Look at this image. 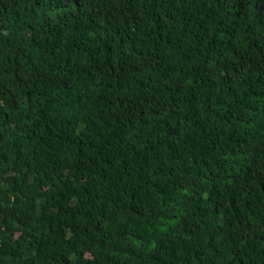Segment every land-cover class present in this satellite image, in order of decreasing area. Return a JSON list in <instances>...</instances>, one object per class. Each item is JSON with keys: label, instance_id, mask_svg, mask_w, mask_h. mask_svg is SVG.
Returning <instances> with one entry per match:
<instances>
[{"label": "trees", "instance_id": "1", "mask_svg": "<svg viewBox=\"0 0 264 264\" xmlns=\"http://www.w3.org/2000/svg\"><path fill=\"white\" fill-rule=\"evenodd\" d=\"M0 264H264V0H0Z\"/></svg>", "mask_w": 264, "mask_h": 264}]
</instances>
